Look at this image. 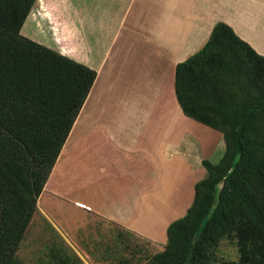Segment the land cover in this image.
<instances>
[{
  "label": "crops",
  "instance_id": "0c3cea01",
  "mask_svg": "<svg viewBox=\"0 0 264 264\" xmlns=\"http://www.w3.org/2000/svg\"><path fill=\"white\" fill-rule=\"evenodd\" d=\"M220 22L264 57V0H37L22 35L97 73L38 207L85 186L78 208L165 242L225 146L175 93L176 67Z\"/></svg>",
  "mask_w": 264,
  "mask_h": 264
},
{
  "label": "trees",
  "instance_id": "16d2710c",
  "mask_svg": "<svg viewBox=\"0 0 264 264\" xmlns=\"http://www.w3.org/2000/svg\"><path fill=\"white\" fill-rule=\"evenodd\" d=\"M36 2L0 0V264H25L19 247L97 77L22 35ZM175 93L187 117L223 134L225 151L203 161L191 207L149 263L264 264V57L220 22L176 67ZM224 241L238 259L220 258Z\"/></svg>",
  "mask_w": 264,
  "mask_h": 264
},
{
  "label": "rangeland",
  "instance_id": "374dc122",
  "mask_svg": "<svg viewBox=\"0 0 264 264\" xmlns=\"http://www.w3.org/2000/svg\"><path fill=\"white\" fill-rule=\"evenodd\" d=\"M224 147L211 162L221 159ZM85 194V186L65 198L48 197L46 193L18 250L23 263L65 264L60 261L62 252L63 256H77L76 264H150V258L165 249L167 237L162 244L154 243L92 216L83 204H77L78 208L75 203H84ZM186 213H178L173 221ZM219 251L224 260L238 259L236 246L228 241Z\"/></svg>",
  "mask_w": 264,
  "mask_h": 264
}]
</instances>
